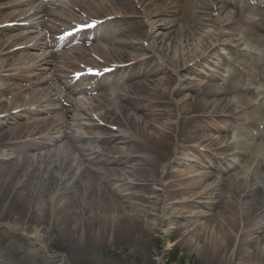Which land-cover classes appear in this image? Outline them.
Here are the masks:
<instances>
[{
    "label": "bare ground",
    "instance_id": "1",
    "mask_svg": "<svg viewBox=\"0 0 264 264\" xmlns=\"http://www.w3.org/2000/svg\"><path fill=\"white\" fill-rule=\"evenodd\" d=\"M86 1L14 0L17 13L0 19V34H12L0 41V95L8 97L0 102V127L27 119L0 134V199L12 194L19 207L31 206L37 223L51 220V234L115 244L130 239L140 226L155 231L143 220L154 218L145 210L149 207L124 202L125 189L118 187L153 194L150 185L158 183L160 194L151 199L166 206L183 196L170 208L180 207V218L191 219L198 203L206 209L200 212L203 219L216 205L211 199L223 183L210 181L219 165L235 166L236 158H245L236 167V187L222 198L229 211L216 216L211 232L200 239L199 224L180 218L174 232L181 242L196 234L201 251L222 264H264V239L259 241L264 232V0H193L191 5L179 0ZM4 9L0 4V12ZM179 12L192 17L179 20ZM253 13L257 18L246 17ZM79 26L87 33L72 35ZM107 26L112 32L100 35ZM54 29L62 35L53 36ZM248 29L260 38L248 37ZM226 38L241 49L227 45ZM226 52L243 62L222 80L219 73L229 67L223 66ZM103 69L112 76L101 74ZM192 73L202 75L204 83L182 87ZM234 130L248 134L249 143L238 136L219 137ZM97 133L100 149L87 152L84 143ZM14 141L24 142L25 152L5 165L11 158L8 142ZM210 151L222 159L213 162L209 155L219 157ZM189 152L205 169L194 187L184 170L170 166L185 167ZM85 158L91 166L75 178ZM136 160L139 164H133ZM46 186L53 189L46 191ZM49 193L51 200L42 203ZM159 213L160 224L175 219L165 208ZM5 226L21 228L15 220Z\"/></svg>",
    "mask_w": 264,
    "mask_h": 264
},
{
    "label": "rangeland",
    "instance_id": "2",
    "mask_svg": "<svg viewBox=\"0 0 264 264\" xmlns=\"http://www.w3.org/2000/svg\"><path fill=\"white\" fill-rule=\"evenodd\" d=\"M69 1H71L72 4L73 2L76 3L82 0ZM196 1L199 3L206 0ZM1 2L3 4L9 5V7L1 12L0 19L9 13H13L15 10L12 7L14 0H1ZM86 2L88 3L89 1ZM192 2L193 0H179L180 5L190 4ZM91 5L92 3H89V6ZM89 6L84 8H89ZM133 8L135 10V6ZM227 11L230 12V14L233 13V10L229 7L227 8ZM84 14H88L87 9L84 10L83 15ZM184 15H186L189 19H191L192 17L189 14H183L179 12L176 15V18L181 20L182 18H186ZM246 17L257 18L256 14L254 13L249 15L246 14ZM135 21H137L139 24L138 19H136ZM192 24L193 21L188 22V25ZM128 27L131 30L130 24L128 25ZM110 32H112V27L107 26L101 31L102 34L100 35L109 34ZM58 34L60 35V33ZM246 34L248 37L250 35H254L260 38L261 36L251 29H248V32ZM7 36H11L10 33L0 35V41L2 40V38ZM94 43H99V40L95 39ZM225 43L227 45H232L229 38L225 39ZM87 45L89 46L90 43ZM142 53L146 54V52ZM224 56L225 58H227V61L233 68L240 69V64L241 62H243V60H237V56H227L226 53L224 54ZM7 58L8 56L3 58V60ZM231 66L226 67L225 71L231 68ZM262 66H264V63L262 64ZM205 68H207V66H205ZM200 71H203V73H205V70L201 69ZM83 74L86 75L87 72L83 71ZM194 74L195 75H193L192 73L187 76V83L183 84L182 87H201V85L204 83V77L198 76L196 73ZM228 75V72H221L220 78L223 77L222 80H225ZM161 76L175 78L169 73H163ZM96 79L98 80V78ZM136 82H143V80L140 79ZM219 83L220 82L216 83V85H218ZM126 84L131 85L132 87L131 81L127 82ZM220 84L218 85V89L221 88ZM102 87L100 88V90L104 89ZM100 90H98L97 92H100ZM186 93L188 92H184V94ZM188 95H190V93H188ZM81 98L83 97H80V99ZM7 100V95H0V102H7ZM24 122H27L26 117L21 119L20 121H8L7 124L5 123V125L0 127V134L10 132L14 124H24ZM219 134V137L223 138L238 136V138L243 141H246L248 143L250 141V137L248 134H240L235 130L231 131L230 133ZM205 135L208 138L210 137L209 133H206ZM98 138H100L99 133H97L95 137L84 143L85 147L87 148V152L100 149L97 142ZM262 142L264 143V141ZM8 144L9 146L6 148V151L10 153L11 158L8 162L4 163L5 165H9L12 162H15L17 160L15 158H19V156L22 155V152L25 151L24 142L22 141L8 142ZM193 145L196 146L197 144ZM233 152H236L235 148ZM211 153L216 154L217 157H219L218 159L214 155H209L211 156V158H213V162L214 160L215 162H218V160L222 159L223 155H221L220 153ZM196 157L197 155L189 152V155H187V163L185 167L179 168L177 165L172 164L171 162L170 166L174 168V171L184 170V173L186 174H184V176L186 178H189V182L193 184L198 178V173L201 171H205L204 167L202 166H197V168L195 167ZM86 160L87 158H85L84 161H81L79 169L76 171V173L74 172L75 178L81 170H84L85 168L91 166V163ZM245 161V158H236L235 166L230 165L226 168L222 165H219L220 170L213 174L210 181L215 182V184H217L219 181H223V183L219 188H217V190L215 191L216 195L211 199V201L215 202L216 205H213L210 210H207L208 216L203 219H200L199 217L200 212L206 211V209L203 207L201 208L198 203L193 206L192 210L189 209L191 210V219H186V215H184L185 220L180 218L182 212V210L179 209L180 207L170 208V204L172 202H179L183 198V196L169 201L166 206L160 204L159 200L151 199L155 197V195L157 196L160 194L161 188L159 187L158 183H152L150 185L151 192L153 194H147L137 187H118V190L125 189V191L122 192L125 196L121 197L124 202H131L133 204L149 207L145 210H148V213L154 216V218H149L147 216L143 218V220L145 224H147V228L153 227L155 228V231L148 233L144 230L145 227L143 228L140 226L138 231L135 234L131 235L130 239L120 240L115 244H98L91 237H86L79 241L75 236L60 235L59 233L57 234V232L51 234L49 232L51 220L45 225L39 224L34 219L35 215L31 214L30 212L31 206L28 210H25L22 207L18 206L20 203H18V205L14 203L12 194L10 196L3 197L2 199H0V264H222L219 260L212 259L209 255L201 251V242L195 239L196 234H189L187 236V240L181 242L174 230L177 227L178 218H180L181 222L191 221L199 224V226L201 227V230L199 232L201 234L199 236L200 239L204 235L203 232H211L212 227L216 225V216L220 214H227V212L229 211L228 205H226L225 203V199L222 198L229 195V193L236 187V185L233 183L234 176L237 173L236 167H238L239 165H243ZM133 164H139V161L136 160L133 162ZM139 167L140 166H136L135 168ZM125 171L129 170L126 169ZM96 182L100 186H108V184L106 185L104 183H101L99 180H96ZM24 184L25 188L29 187V182H25ZM45 188L46 191L48 189L52 190L53 186H46ZM92 190L93 188L89 189L90 192H92ZM15 191L18 192L20 190L16 189ZM258 194L259 193H255L252 196L248 197L249 200H252ZM51 195L52 194L50 193L47 194V196L44 197L41 202L45 204L48 199L51 200ZM111 195L112 194H110V196ZM201 201L203 200H200V202ZM163 208H165V212L175 217V219L168 221L165 225L162 223L160 224L159 222V218L161 216L159 212L160 210L163 211ZM12 220L17 221L20 224L19 227L21 228H17V231L8 230V228L5 226L9 221ZM196 226L197 224H194L190 228V230L194 229ZM188 231V229H185L182 232L187 233ZM263 239L264 232L260 235L259 241H262ZM39 243L44 244L46 248L44 251L36 246V244Z\"/></svg>",
    "mask_w": 264,
    "mask_h": 264
}]
</instances>
